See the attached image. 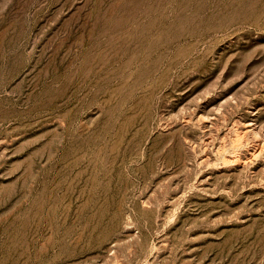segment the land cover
<instances>
[{"label": "rangeland", "instance_id": "374dc122", "mask_svg": "<svg viewBox=\"0 0 264 264\" xmlns=\"http://www.w3.org/2000/svg\"><path fill=\"white\" fill-rule=\"evenodd\" d=\"M0 264H264V0H0Z\"/></svg>", "mask_w": 264, "mask_h": 264}]
</instances>
